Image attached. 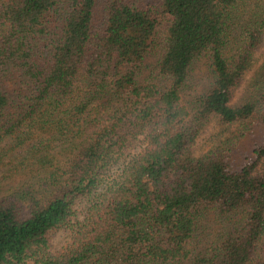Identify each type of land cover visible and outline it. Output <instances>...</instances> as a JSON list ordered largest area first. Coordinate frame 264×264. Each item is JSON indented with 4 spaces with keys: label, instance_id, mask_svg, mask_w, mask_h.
Here are the masks:
<instances>
[{
    "label": "trees",
    "instance_id": "1",
    "mask_svg": "<svg viewBox=\"0 0 264 264\" xmlns=\"http://www.w3.org/2000/svg\"><path fill=\"white\" fill-rule=\"evenodd\" d=\"M145 1L0 0V264H264V0Z\"/></svg>",
    "mask_w": 264,
    "mask_h": 264
},
{
    "label": "rangeland",
    "instance_id": "2",
    "mask_svg": "<svg viewBox=\"0 0 264 264\" xmlns=\"http://www.w3.org/2000/svg\"><path fill=\"white\" fill-rule=\"evenodd\" d=\"M146 2L147 0L144 3ZM263 55L264 45L262 46L258 54V65L261 63ZM247 89V84H244L236 91L234 99L232 101L233 105H238L245 100ZM232 132H236L235 127L229 130H223V128L220 127L219 121L216 119L213 120L206 127L202 136L198 139L196 146L193 148V154L202 155L206 153L209 149L216 146L221 139L229 136ZM68 241L69 237L63 230L55 231L51 234V244L54 252H59L60 250H62L68 244Z\"/></svg>",
    "mask_w": 264,
    "mask_h": 264
}]
</instances>
